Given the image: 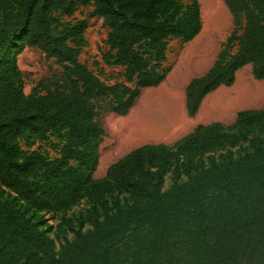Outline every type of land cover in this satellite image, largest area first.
I'll return each mask as SVG.
<instances>
[{"label":"trees","instance_id":"trees-1","mask_svg":"<svg viewBox=\"0 0 264 264\" xmlns=\"http://www.w3.org/2000/svg\"><path fill=\"white\" fill-rule=\"evenodd\" d=\"M224 2L233 26L213 65L185 88L190 117L245 65L264 79V0ZM80 6H93L109 29L102 60L122 67L125 82L108 84L79 59L88 22L60 15ZM202 27L199 0H0V264H264V107L135 147L94 177L105 133L97 101L110 98L127 115L171 71L169 39L190 41ZM27 47L63 67L30 93L17 63ZM21 140L48 142L56 155ZM242 143L244 153H223ZM84 199L85 210L57 224L78 227L56 249L44 213Z\"/></svg>","mask_w":264,"mask_h":264},{"label":"rangeland","instance_id":"rangeland-1","mask_svg":"<svg viewBox=\"0 0 264 264\" xmlns=\"http://www.w3.org/2000/svg\"><path fill=\"white\" fill-rule=\"evenodd\" d=\"M199 1L203 22L202 30L195 38L187 42L176 38L169 39L168 60L163 64V68H168L169 66L172 69L160 85L143 88L129 113L124 116H120L110 109V98L97 101V120L102 125L105 133L103 141L100 144L99 165L94 172V177H103L107 167L111 163L135 147L146 143H173L190 132L196 124L221 121L228 125L235 120L238 111L264 107V100H260V97L254 92L257 89L264 94V79H255L252 75L251 66L248 64L237 71L233 85L222 86L209 93L202 101L199 111L194 117H190L187 114L184 88L187 79L201 74L213 64L212 62L215 61L233 26L232 15L224 0ZM211 9L225 23V30L216 36L211 35L208 22L211 13L209 10ZM60 19L71 23L79 19H85L88 22V27L84 32L87 44L82 48L79 59L99 75L104 82L108 84L125 82L122 76V67L107 66L102 60V54L108 49L107 35L109 29L103 25L101 17L93 14V6H80L72 17L60 15ZM17 63L24 76L26 93L32 92L39 82H46L48 79L54 76H61L63 73V67L55 59L46 58L44 53L36 47L25 48L18 56ZM175 84L176 87H181L183 102L182 119L173 118L166 113L152 112L148 118L146 117L138 125L134 134L131 132L132 128H123L129 125L130 121L141 110L151 89L166 90L170 85L174 86ZM54 139L52 138V140ZM29 142L21 140L22 147L34 149L41 146L51 156L56 155L48 142L38 140L32 141V144H29ZM248 149L249 143H242L235 148L223 150V153L236 157ZM213 154L217 156L219 152ZM203 161L204 165H208L206 157L203 158ZM180 178L185 179V174L181 173ZM172 183L173 174L169 172L164 176L163 188H168ZM120 199L124 202V195H120ZM88 206V201L84 199L65 213L56 215L44 213L43 220L45 223L41 225V228L53 239L56 249L60 247L65 239H71L73 237V229L78 227V225L66 227L59 232L57 224L61 220V217L71 216L74 213L85 210Z\"/></svg>","mask_w":264,"mask_h":264},{"label":"bare ground","instance_id":"bare-ground-1","mask_svg":"<svg viewBox=\"0 0 264 264\" xmlns=\"http://www.w3.org/2000/svg\"><path fill=\"white\" fill-rule=\"evenodd\" d=\"M209 11H211L208 18V22L211 29V35L216 36L225 30V23H223L219 15L217 13L215 14L212 9ZM254 92L256 93V95H258V97H260V100H264V94L262 91L260 92V90L256 89L254 90ZM152 112L166 113L173 118L182 119L183 102L181 95V87H176L175 84L174 86L170 85L166 90L151 89L150 94L147 96L145 103L141 107V110L135 115L132 121H130V124L127 125L128 127L125 126L123 128H132L131 132L132 134H134L138 125H140L142 121L146 119V117L148 118L150 113ZM100 162H102V160H100Z\"/></svg>","mask_w":264,"mask_h":264},{"label":"crops","instance_id":"crops-1","mask_svg":"<svg viewBox=\"0 0 264 264\" xmlns=\"http://www.w3.org/2000/svg\"><path fill=\"white\" fill-rule=\"evenodd\" d=\"M212 63H214V62H212ZM213 65V64H212ZM211 65V66H212ZM211 66H209L204 72H202L201 74H199V75H196V76H201V75H203ZM193 77H195V76H191V77H189L188 79H187V81H186V83H185V86H184V88H186V86H187V84L190 82V80L193 78ZM222 87V86H221ZM197 125V124H196ZM195 125V126H196Z\"/></svg>","mask_w":264,"mask_h":264}]
</instances>
